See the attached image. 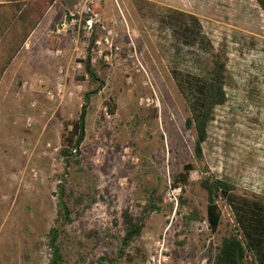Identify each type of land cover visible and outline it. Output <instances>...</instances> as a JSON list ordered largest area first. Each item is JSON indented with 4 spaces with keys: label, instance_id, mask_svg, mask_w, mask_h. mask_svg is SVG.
Masks as SVG:
<instances>
[{
    "label": "rangeland",
    "instance_id": "obj_1",
    "mask_svg": "<svg viewBox=\"0 0 264 264\" xmlns=\"http://www.w3.org/2000/svg\"><path fill=\"white\" fill-rule=\"evenodd\" d=\"M169 9L195 15L225 55L226 101L214 110L201 162L172 71L201 72L208 55L174 36L163 22ZM38 24L0 79V264L46 263L58 184L77 195L76 202L65 197L71 222L61 227L64 264L98 257L204 264L233 218L219 201L223 223L209 232L198 184L203 168L239 192L264 196V13L256 0H53ZM90 38L104 84L87 105L80 154L65 164L63 122L77 118L84 94L96 87L81 62ZM188 162L187 184L174 188ZM150 196L159 211L118 258L120 213ZM193 209L198 220L189 217Z\"/></svg>",
    "mask_w": 264,
    "mask_h": 264
},
{
    "label": "trees",
    "instance_id": "obj_2",
    "mask_svg": "<svg viewBox=\"0 0 264 264\" xmlns=\"http://www.w3.org/2000/svg\"><path fill=\"white\" fill-rule=\"evenodd\" d=\"M53 0H10L0 3V79L13 57L28 40L31 32L40 22ZM264 13V0H256ZM174 36L183 46L196 47L201 54L208 55L201 72L179 73L173 70L176 85L185 99L187 115L184 127L194 134L193 155L199 162L203 159L201 145L207 137V128L214 117V110L226 101L225 83L226 60L222 51L215 50L202 32L199 19L187 12L169 9L163 16ZM94 39L90 38L86 54L81 61L84 74L96 87L83 96V104L76 119L63 122L60 134L59 155L65 164L73 162L80 154V145L85 136L86 109L90 98L103 87L104 81L91 62V48ZM194 169L192 163L183 164L180 172L173 178V187L184 186L189 180V173ZM206 196L205 220L210 233L219 232L222 225V210L218 204L223 201L229 208L233 223L227 224L225 234L213 253L208 255L204 264H264V196L247 191H237L236 187L225 179L209 173L206 167L198 181ZM56 218L47 233L48 258L45 264H64L65 254L62 250L61 227L71 222V210L65 197L76 202L77 195L64 184L56 186ZM153 197H149L143 205L126 207L121 213L118 223V234L115 237L117 257L126 255L127 248L140 237L148 216L159 211ZM198 220L197 210L189 215ZM97 236V231L90 232ZM88 236V234L86 235ZM82 246V243L79 242ZM82 249V248H81ZM76 251L79 261L85 260L82 250ZM112 260L105 257L89 259L88 264H106ZM112 264V263H111Z\"/></svg>",
    "mask_w": 264,
    "mask_h": 264
},
{
    "label": "crops",
    "instance_id": "obj_3",
    "mask_svg": "<svg viewBox=\"0 0 264 264\" xmlns=\"http://www.w3.org/2000/svg\"><path fill=\"white\" fill-rule=\"evenodd\" d=\"M38 26H39V24H38ZM38 26H37V27H38ZM37 27H36V28H37ZM36 28H35V29H36ZM35 29L31 32L29 38H31V36L33 35ZM29 38H28V39H29ZM25 46H26V44H24V46L22 47V50H23V48L25 49ZM20 52H21V50L18 52V54H19ZM12 64H13V60L11 61V63L8 65V67H7L6 70L4 71L3 75L7 72L9 66H11Z\"/></svg>",
    "mask_w": 264,
    "mask_h": 264
}]
</instances>
